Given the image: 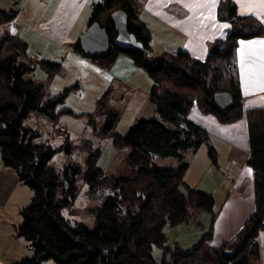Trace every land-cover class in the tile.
Returning a JSON list of instances; mask_svg holds the SVG:
<instances>
[{"label": "trees", "instance_id": "trees-1", "mask_svg": "<svg viewBox=\"0 0 264 264\" xmlns=\"http://www.w3.org/2000/svg\"><path fill=\"white\" fill-rule=\"evenodd\" d=\"M116 10L127 14V29L143 50L122 49L111 43L107 55L89 59L108 71L121 54L129 56L150 79L149 99L159 116L137 119L123 136L116 134L112 129L120 115L106 109L109 92L96 103L97 114L104 117L102 126L89 115L98 137L113 135L115 145L130 148L127 160L133 169L128 175L106 176L96 165L99 150H93L88 140L78 146L85 153L83 165L71 162L59 171L49 165L54 153L71 152L69 143L53 150L22 123L32 114L43 116L53 125L63 114L79 116L64 106L72 88L46 97V83L25 77L33 69L26 61L28 44L8 33L0 37V156L3 165L14 170L33 191L31 203L20 212L18 233L29 241L34 257L23 263L52 259L56 264H261L258 237L264 231V107H243L237 46L240 39L263 36V24L252 15H239L232 0H220L216 15L229 24L228 33L210 42L207 58L200 60L184 50L155 53L136 0H98L91 6L86 29L98 22L112 41L116 33L110 16ZM13 17L0 16V26ZM75 53L83 56L79 40ZM37 61L52 74L61 69L58 62ZM219 91L230 93L232 108L222 111L216 107L213 96ZM194 105L220 124L243 116L247 123L254 210L236 237L219 246L208 243L215 220L213 195L191 188L184 178L189 163L183 160V152H195L206 145L212 163L217 161L207 131L187 118ZM154 155L175 157L180 164L160 167L153 162ZM78 181L86 185V196L97 201L88 209L94 219L92 228L72 224L62 214L74 207L81 193ZM194 213L211 216L197 244L189 250L166 246L165 226L188 223ZM153 247L163 250L160 262L153 256Z\"/></svg>", "mask_w": 264, "mask_h": 264}, {"label": "rangeland", "instance_id": "rangeland-1", "mask_svg": "<svg viewBox=\"0 0 264 264\" xmlns=\"http://www.w3.org/2000/svg\"><path fill=\"white\" fill-rule=\"evenodd\" d=\"M9 1L5 0L2 7ZM46 3H49V0H18L13 8L19 12L23 10L20 22L26 23L28 27V30L24 32L29 45L26 61L33 69L25 74V77L46 83V97L55 96L66 88H72L66 96L64 106L79 116L63 114L57 124L53 125L43 116L32 114L22 124L24 127L33 129L34 134L39 135L37 139L46 142L53 150L62 147L66 142L69 143L70 153L60 150L54 153L49 161V165L58 171L71 162L83 165L85 153L78 146L84 140H88L93 150H99L96 165L106 176L128 175L133 169L127 160L130 148L127 145H115L113 135L98 137L89 123V115H94L99 127L102 126L104 117L97 114L96 103L105 92H109L106 109L115 110L120 115L119 121L112 129L114 133L123 136L137 119L159 118L155 106L149 99L151 81L140 69L139 73L134 74L131 79L116 72H103L91 59L75 53L76 42L82 34L79 25L84 15L83 4L78 5L70 21L63 25L59 23V26H53L55 21H51L50 26L45 28L39 22H31L32 19L34 20L37 9L41 10L42 16L48 19L67 16L63 12L59 13L55 5L47 6ZM86 26L87 23L84 28ZM2 35H4L3 28L0 29V37ZM20 39L22 40L21 36ZM42 59L60 63V71L52 74L43 69L37 61ZM113 74L114 77H112ZM227 149L222 147L220 150L217 149L221 153H217V161L214 164L207 153L206 145L195 153L192 150L183 152V160L190 165L186 175L187 183L192 188L210 193L216 198L219 192L226 191L225 187L230 180L226 172L224 173L228 165L224 154ZM153 162L160 167L180 164L175 157L158 155L153 156ZM3 166L0 156V167L3 168ZM9 170L12 169L9 168ZM211 170L220 174L218 181H206V176ZM12 180L13 183H9L11 181L9 175L0 174V264H26L23 261L33 259L34 251L29 241L19 235L18 226L22 221L20 212L31 203L33 191L17 178L15 172ZM78 184L79 191L81 185L82 190L75 200L74 207L65 209L62 214L72 224L83 223L92 228L94 219L88 209L92 208L97 201L95 198L86 196V185L81 184L80 181ZM209 220L208 213H194L189 216L188 223L177 226L166 225L165 245L171 248L179 245L183 250L191 249L204 233L197 224L207 226ZM162 255L161 248L153 247V256L158 262ZM38 264H56V262L48 259L39 261Z\"/></svg>", "mask_w": 264, "mask_h": 264}, {"label": "crops", "instance_id": "crops-1", "mask_svg": "<svg viewBox=\"0 0 264 264\" xmlns=\"http://www.w3.org/2000/svg\"><path fill=\"white\" fill-rule=\"evenodd\" d=\"M97 1L49 0V3H46L47 6L55 5L59 13L63 12L67 16L48 19L42 16L41 10L37 9L34 20L32 19L31 22H39L45 28L50 26L51 21H55L53 26H59V23L63 25L65 22L70 21L78 5L83 4L84 15H82V23L79 28L84 33L86 30L84 26L88 21L91 6ZM136 1L140 7L139 18L150 32V44L155 53L184 50L196 59L205 60L208 56V44L216 39L225 38L228 33L229 24L218 20L216 15L220 0H216L214 7L210 6L211 0ZM232 1L236 4L239 15H252L264 26V3H262V0ZM17 2L18 0H10L7 5L2 7L5 0H0V16L10 14L13 17L17 14L16 25H8L7 22L1 25L0 29H4V34L8 33L19 38L21 36L22 40L28 44L27 35L24 34L28 27L26 23L20 22L23 10L19 12L13 9ZM223 25H227V27H223ZM261 40H264V35L238 41L237 64L244 109L264 107V46L259 44L248 45L247 43ZM241 41H244L245 44L242 45ZM100 70L105 71L102 68ZM109 71L119 73L127 79H131L134 74L139 73V69L133 65L132 60L125 54H121L117 58L112 68L107 72ZM114 76L113 74L112 77ZM187 118L207 131L209 135L208 143L215 148L216 154L221 153V151H217L218 148L220 150V147L224 149L230 147L224 153L228 160L224 173L226 172L227 176L229 174L231 177L229 184L225 187L226 191L219 192L218 197H214L213 215L215 220L213 234L208 241L212 246H219L223 241H231L236 237L237 233L243 228L246 219L254 210L253 172L247 163L250 154L247 123L243 116L235 122L220 124L215 117L200 113L196 105L192 107ZM201 148L202 146L199 149ZM192 157L194 158V154ZM230 166H232L231 169ZM189 169L190 165L184 177L185 181ZM2 173L5 176L8 174L11 179L9 183H13L14 172L12 170L3 166V168L0 167V174ZM219 177L218 172L211 170L206 176V181H218ZM209 222L210 220L207 226ZM207 226L202 228L203 231H206ZM258 243L261 264H264V231L260 232Z\"/></svg>", "mask_w": 264, "mask_h": 264}, {"label": "water", "instance_id": "water-1", "mask_svg": "<svg viewBox=\"0 0 264 264\" xmlns=\"http://www.w3.org/2000/svg\"><path fill=\"white\" fill-rule=\"evenodd\" d=\"M110 20L114 25L116 36L110 41L107 29L100 26L98 22L92 23L78 40L82 54L86 58H101L110 51L111 43L119 48L142 51L143 45L138 42L135 35L127 29L128 16L122 10L114 11ZM214 103L219 110L226 111L233 106V98L226 91L216 92L213 96Z\"/></svg>", "mask_w": 264, "mask_h": 264}, {"label": "snow or ice", "instance_id": "snow-or-ice-1", "mask_svg": "<svg viewBox=\"0 0 264 264\" xmlns=\"http://www.w3.org/2000/svg\"><path fill=\"white\" fill-rule=\"evenodd\" d=\"M215 3H216V0H211L210 6L211 7H214L215 6ZM262 3H264V0H262ZM223 27H227V25H223ZM247 43H248V45H257V44H259L261 46H264V40H261V41H249ZM241 44L244 45L245 42L244 41H241Z\"/></svg>", "mask_w": 264, "mask_h": 264}, {"label": "built area", "instance_id": "built-area-1", "mask_svg": "<svg viewBox=\"0 0 264 264\" xmlns=\"http://www.w3.org/2000/svg\"><path fill=\"white\" fill-rule=\"evenodd\" d=\"M21 12H22V10H21ZM16 17H17V14H16L13 18H11V20L8 22V25H9V24L16 25V24H17ZM103 70H104V69H103ZM105 71H106V70H105ZM79 95H80V94H79ZM231 167H232V166H230V169H231ZM227 177L230 178L231 175L228 174Z\"/></svg>", "mask_w": 264, "mask_h": 264}]
</instances>
